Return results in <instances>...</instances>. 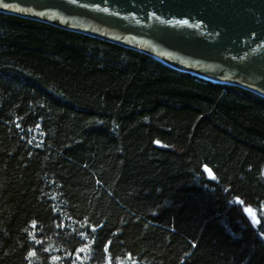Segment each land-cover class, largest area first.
Wrapping results in <instances>:
<instances>
[{"label": "trees", "instance_id": "1", "mask_svg": "<svg viewBox=\"0 0 264 264\" xmlns=\"http://www.w3.org/2000/svg\"><path fill=\"white\" fill-rule=\"evenodd\" d=\"M0 264H264V96L0 11Z\"/></svg>", "mask_w": 264, "mask_h": 264}, {"label": "water", "instance_id": "2", "mask_svg": "<svg viewBox=\"0 0 264 264\" xmlns=\"http://www.w3.org/2000/svg\"><path fill=\"white\" fill-rule=\"evenodd\" d=\"M0 11L133 47L264 96V0H0Z\"/></svg>", "mask_w": 264, "mask_h": 264}]
</instances>
